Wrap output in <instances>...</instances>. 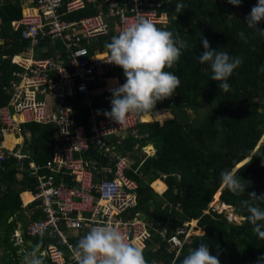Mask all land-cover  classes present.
Instances as JSON below:
<instances>
[{"label":"built area","instance_id":"2783aa9c","mask_svg":"<svg viewBox=\"0 0 264 264\" xmlns=\"http://www.w3.org/2000/svg\"><path fill=\"white\" fill-rule=\"evenodd\" d=\"M163 4L19 0V15L9 21V31L24 45L12 55L0 53V65L6 60L12 65L5 82L0 68V89L7 97L0 104V174L13 168L33 180L28 198L33 206L20 204L26 219H18L17 212L6 219L14 222L9 240L17 247V264H133L127 247L142 250L154 232L174 252L169 264H175L190 237L202 234L195 218L173 228L166 220L153 228L130 211L137 182L128 174L139 176V166L155 152L152 143H139L146 134L137 125L151 121L141 120L146 113L140 104L152 105L155 93L141 84L135 89L141 103L134 100L117 67L121 64V73L139 82L149 62L160 59L164 44L158 29L168 22ZM86 5L95 12L69 18ZM45 44L49 55H44ZM30 122L53 127L55 144L44 164L30 158L31 134L23 126ZM6 136L18 141L7 146ZM125 140L133 141V149L125 148ZM3 188L0 184V194ZM211 202L202 212L226 210L228 221L242 220L230 206L217 209ZM34 212L38 217H31ZM30 245L35 253H29Z\"/></svg>","mask_w":264,"mask_h":264},{"label":"trees","instance_id":"16d2710c","mask_svg":"<svg viewBox=\"0 0 264 264\" xmlns=\"http://www.w3.org/2000/svg\"><path fill=\"white\" fill-rule=\"evenodd\" d=\"M162 9L168 22L158 29L164 44L160 59L149 62L139 82L122 74L121 64L117 67L121 82L127 84L126 93L134 100L141 103L135 91L141 84L154 89L155 102L141 103V113L170 107L171 114L151 121L144 114L141 120L149 122L137 125L146 134L139 143H152L155 152L138 168L150 174L149 179L128 174L137 182L136 205L130 211L153 228L166 220L173 228L180 220L196 219L202 234L190 237L189 248L183 246L175 264H264V114L254 102L264 97V0H164ZM94 12L89 5L69 18ZM18 15L19 0H4L0 5V53L12 55L24 45L9 31V21ZM47 54L50 50L45 44ZM0 68L5 82L12 65L6 60ZM113 81L108 79L110 84ZM202 92L211 102V110L203 123L192 127L186 110L197 106ZM6 99L0 89V104ZM23 126L31 134L30 158L44 164L55 144L53 127L32 122ZM123 145L133 149V141L125 140ZM32 183L13 168L0 174L4 186L0 246L6 249L5 264H17V247L9 240L14 222L6 223V219L23 202L27 208L33 206L28 203ZM154 192L159 200L150 207ZM216 193L219 202L229 205L241 221H228L223 211L202 212ZM31 217H38V212ZM166 247L154 232L142 250L132 248V262L169 264L174 252Z\"/></svg>","mask_w":264,"mask_h":264},{"label":"rangeland","instance_id":"374dc122","mask_svg":"<svg viewBox=\"0 0 264 264\" xmlns=\"http://www.w3.org/2000/svg\"><path fill=\"white\" fill-rule=\"evenodd\" d=\"M86 6H89V5H86ZM254 102L257 104L258 111H260L261 113L264 114V97L256 98L254 100ZM210 104H211V102L205 98V94H204V92H202V94L198 97L197 106L194 109H187L186 110L189 125H191L192 127H196L200 123H203L204 120L209 116V112L211 110ZM169 112H170V107H169V109H166V110L160 109L157 112H150V113L153 114V118L160 119V118H164L165 116L171 117V114ZM139 176L144 178L145 180H147V179H149L150 174H143V173L139 172ZM155 194L156 193L154 192V194H153L154 197H153L152 202L149 201V203H148L149 206L150 205L154 206V202L155 201L157 202L159 200V196H157ZM217 197H218V193H216L214 195L213 199L211 200L212 201L211 204H213L212 205L213 207L216 206V208L218 209L221 207H220V205H218L216 203ZM160 206L164 207L165 205L162 203ZM226 208H228V207H226ZM23 210L24 209L20 208L16 213V217L19 218L20 220L26 219L25 215L23 214ZM24 211L26 212V209ZM222 211L224 214H226V212H227L226 210H222ZM234 222H236V221H234ZM126 250L131 253L132 248L127 247ZM28 251H29V253H35L36 252L33 245L28 246ZM5 252H6V249H3V247L0 246V264H5V261H4ZM27 256L29 258H31V256L29 254H27ZM38 264H46V262L45 261H38Z\"/></svg>","mask_w":264,"mask_h":264},{"label":"crops","instance_id":"0c3cea01","mask_svg":"<svg viewBox=\"0 0 264 264\" xmlns=\"http://www.w3.org/2000/svg\"><path fill=\"white\" fill-rule=\"evenodd\" d=\"M146 114H148L149 116H150V120H152L153 119V114H151V113H146ZM155 114V113H154ZM9 137V136H8ZM18 140H12V136H11V138L9 139V138H7L6 139V142L9 144V145H12V143L14 144V143H16Z\"/></svg>","mask_w":264,"mask_h":264},{"label":"bare ground","instance_id":"6f19581e","mask_svg":"<svg viewBox=\"0 0 264 264\" xmlns=\"http://www.w3.org/2000/svg\"><path fill=\"white\" fill-rule=\"evenodd\" d=\"M7 138L10 139L11 136H9V137L6 136V137H5V139H4V144L7 145V146H11V145H9V144L6 142V139H7ZM241 162H242V161H241ZM241 162H240V163H241ZM240 163H238V164H240ZM237 167H238V166H237ZM220 207H221V208H226L227 206H226L224 203H220Z\"/></svg>","mask_w":264,"mask_h":264},{"label":"water","instance_id":"95a60500","mask_svg":"<svg viewBox=\"0 0 264 264\" xmlns=\"http://www.w3.org/2000/svg\"><path fill=\"white\" fill-rule=\"evenodd\" d=\"M260 141H261V139L258 141V143H259ZM256 147H257V145H256ZM256 147H255V148H256ZM246 160H247V158L243 159L241 163H243V162L246 161ZM87 233H89V230H87Z\"/></svg>","mask_w":264,"mask_h":264},{"label":"clouds","instance_id":"9594fccd","mask_svg":"<svg viewBox=\"0 0 264 264\" xmlns=\"http://www.w3.org/2000/svg\"><path fill=\"white\" fill-rule=\"evenodd\" d=\"M213 197V196H212ZM212 200V199H211ZM217 200H218V197H217ZM218 202H219V200H218ZM219 203H221V202H219ZM229 206V205H228ZM235 215V214H234ZM235 216H237V215H235Z\"/></svg>","mask_w":264,"mask_h":264}]
</instances>
